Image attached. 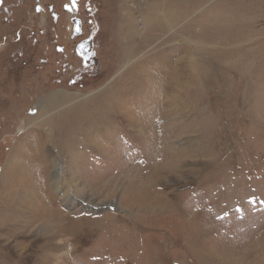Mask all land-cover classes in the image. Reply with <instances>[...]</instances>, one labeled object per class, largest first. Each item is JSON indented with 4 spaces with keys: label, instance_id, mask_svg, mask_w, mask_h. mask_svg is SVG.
<instances>
[{
    "label": "rangeland",
    "instance_id": "374dc122",
    "mask_svg": "<svg viewBox=\"0 0 264 264\" xmlns=\"http://www.w3.org/2000/svg\"><path fill=\"white\" fill-rule=\"evenodd\" d=\"M116 10L97 81L0 37V264H264V0Z\"/></svg>",
    "mask_w": 264,
    "mask_h": 264
},
{
    "label": "flooded vegetation",
    "instance_id": "af4514ba",
    "mask_svg": "<svg viewBox=\"0 0 264 264\" xmlns=\"http://www.w3.org/2000/svg\"><path fill=\"white\" fill-rule=\"evenodd\" d=\"M115 1L0 0V37L17 40L26 33L32 38L33 46L42 43L43 37L48 41L46 49L52 52L50 59L58 58L52 61L56 71L70 70L76 58L85 66L84 79L101 80L112 70L103 56L110 53V44H116L113 30L118 11H113ZM17 65L9 63L7 73L17 72ZM52 73L53 68H49V76ZM65 77H58L56 81ZM72 81L71 78L66 84Z\"/></svg>",
    "mask_w": 264,
    "mask_h": 264
},
{
    "label": "bare ground",
    "instance_id": "6f19581e",
    "mask_svg": "<svg viewBox=\"0 0 264 264\" xmlns=\"http://www.w3.org/2000/svg\"><path fill=\"white\" fill-rule=\"evenodd\" d=\"M68 97V96H67ZM72 98V97H71ZM177 108V107H176ZM72 124V123H71ZM99 125V124H98ZM101 126V125H100ZM91 132V131H90ZM154 183V182H153ZM153 183L149 180L147 183H146V185L148 186V187H150V188H153L154 186H153ZM156 184V183H155ZM149 201V200H148ZM146 204V203H145ZM143 206H145V205H143ZM146 206H149V205H146ZM140 208V207H139Z\"/></svg>",
    "mask_w": 264,
    "mask_h": 264
},
{
    "label": "built area",
    "instance_id": "2783aa9c",
    "mask_svg": "<svg viewBox=\"0 0 264 264\" xmlns=\"http://www.w3.org/2000/svg\"><path fill=\"white\" fill-rule=\"evenodd\" d=\"M119 7H120V6H119ZM131 9H132L135 13L138 12L136 7H131Z\"/></svg>",
    "mask_w": 264,
    "mask_h": 264
},
{
    "label": "crops",
    "instance_id": "0c3cea01",
    "mask_svg": "<svg viewBox=\"0 0 264 264\" xmlns=\"http://www.w3.org/2000/svg\"><path fill=\"white\" fill-rule=\"evenodd\" d=\"M123 1H125V2H127V3H128V1H129V0H123Z\"/></svg>",
    "mask_w": 264,
    "mask_h": 264
}]
</instances>
